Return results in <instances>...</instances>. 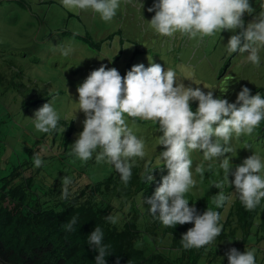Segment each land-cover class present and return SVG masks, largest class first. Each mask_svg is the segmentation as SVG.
<instances>
[{"label": "clouds", "instance_id": "9594fccd", "mask_svg": "<svg viewBox=\"0 0 264 264\" xmlns=\"http://www.w3.org/2000/svg\"><path fill=\"white\" fill-rule=\"evenodd\" d=\"M61 3L68 10L91 9L104 22H111L120 7V0H61ZM147 11L155 12L150 26L164 37L180 33L190 39L199 37L202 40L230 31L233 34L226 45L228 53H238V59L239 54H247L245 63L260 66L259 53L264 48V11L253 15L256 9L249 0H156ZM245 13L253 15L247 25L243 19ZM60 51L68 56L71 49L61 48ZM229 56L225 55L226 62ZM232 61L224 66L225 76ZM251 91L242 87L233 103V98L230 102L214 98L211 90L205 93L199 87L194 89L186 87L182 81L177 83L176 71L170 68L165 71L158 63L151 62L148 67L142 63L134 65L123 77L116 68L101 65L77 87L78 111L84 113L85 119L83 131L78 134L70 154L84 163L95 155L96 161L112 165L122 183L127 185L132 179L137 158L144 160L146 151L144 139L133 133L125 115L134 122L138 119L159 125L158 131L162 135L157 143L164 148L159 159L168 174L161 178L151 197L143 196V203L149 205L147 209L153 219L167 228L178 224L194 225L182 234L180 243L184 250L204 248L221 235L223 224L219 211L207 208L200 214L195 206H189L186 193L197 185L192 171V152H202L203 160L209 162L207 168L200 164L195 167L201 181L206 172L213 171V164L219 165L221 178L211 182V186L219 189L212 197L216 209L224 207L230 200L223 190L225 184L235 186L233 192L246 211H254L264 199V159L259 152L253 150L256 153L245 158L234 172L231 171L230 156H227L234 151L231 141L241 143L242 136H249L245 148L250 150L253 143L263 144L264 97L259 92L251 95ZM197 101L194 112L190 102ZM33 119L38 132L60 130V116L50 101L35 111ZM256 130V136L251 137ZM42 165L43 159L39 153L35 154L34 167ZM152 172L153 168L146 165L141 180L153 182ZM230 173L234 176L232 181L229 180ZM72 183L71 178H63L61 199L70 197ZM106 220L115 225L119 216L110 214ZM77 222L78 218L73 216L64 225L65 230L74 231ZM103 240L104 232L99 226L87 238L89 246L98 253L95 264H106L105 257L110 254V245L104 244ZM225 255L228 264H256L255 249L241 253L232 247Z\"/></svg>", "mask_w": 264, "mask_h": 264}, {"label": "rangeland", "instance_id": "374dc122", "mask_svg": "<svg viewBox=\"0 0 264 264\" xmlns=\"http://www.w3.org/2000/svg\"><path fill=\"white\" fill-rule=\"evenodd\" d=\"M2 1H4V8L1 9L0 5V49L6 51L4 52L6 59L15 72H22L24 78L39 83L38 85L50 86L48 93L55 95L50 102L58 112L60 121L75 122L77 131L73 134L68 148L70 152L78 134L83 131L85 119L84 113L78 111L77 87L84 82L91 71L98 69L101 65H105L108 69L116 68L123 77L134 65L142 63L148 67L151 62L158 63L165 71L169 68L176 71L177 83L182 81L186 87L191 86L194 89L199 87L205 93L211 90L214 98L227 99L229 102L233 98V103L242 87L246 86L250 90L264 87V68L245 63L244 55L239 56L238 59L236 57L238 53H228L226 45L232 32L217 33L215 36L204 37L202 40L199 37L190 39L187 35L180 33H176L173 37H164L156 33L150 26L155 12L147 11L156 0H120V7L111 22L102 21L100 15L91 9L68 10L62 6L61 0H28L33 5L32 11L22 10L17 0ZM52 1L55 4L47 5ZM249 2L256 9L253 15L264 11L261 7L264 5V0H249ZM18 8L21 10L18 11ZM70 13L78 16L69 17ZM38 15L45 18H39ZM253 15L245 13L243 19L250 18L249 21L247 20L249 23L253 20ZM66 29L79 36L90 31L95 41H102L114 32L120 31V33L112 39H105L100 49H92L79 39L74 40L72 37L62 35L61 31ZM61 48L71 49L69 55H62ZM139 49H145L148 52L135 54ZM260 52H264V48ZM225 55L233 56L227 59V62L233 60V63L226 76L225 70L223 71L227 63L224 60ZM240 60H243V63ZM32 86L30 85V88ZM25 91L29 92V90ZM23 96L16 91L0 93V171L2 175L7 174L13 164L28 159L36 146L46 149L38 152L41 157L47 155L48 151L57 149V146L53 147V138L43 141L48 133L38 132L34 127V113L44 103L25 109ZM125 119L133 133L145 141L144 161H152L154 166H162L159 152L156 155L148 153L149 148L160 152L164 150L163 146L157 143L158 137L162 135L158 131L159 125L138 119L134 122L127 115ZM256 134L257 130L251 137ZM248 137L242 136L241 143L231 141L234 151L227 156H230L233 172L245 158L256 153L245 148L248 143H245V140ZM252 150L259 152L264 159L263 145H256ZM190 155L193 160V176L197 180V185L190 189L193 193L200 184V177L195 173L196 165L200 164L207 168L209 162L203 160L202 152L196 151ZM75 160L80 161L78 158ZM68 161L71 165L73 159L69 158ZM80 163L85 165L75 163L72 166L77 170L81 166L86 167L83 171H79L82 173L79 182L84 184L102 181L110 173L109 168L112 166L104 161H96L95 155L92 160L86 163L80 161ZM65 169L68 168L65 166ZM205 175L207 177L203 183L211 186L212 181L221 178L219 165L213 164V171L206 172ZM229 180H234L231 173ZM211 187L216 190V194L219 192V189ZM231 188L235 191L234 185L225 184L223 189L225 194H228ZM157 242L161 243V250L167 253L170 247L169 240L165 238V241L161 242L157 238ZM236 243L241 245L239 241ZM227 247L225 245L221 248L223 253H220L215 261L210 263L207 258H204L201 264H228L225 255ZM235 248L241 251L240 246ZM260 248L263 250L261 254L263 256L264 243Z\"/></svg>", "mask_w": 264, "mask_h": 264}, {"label": "trees", "instance_id": "16d2710c", "mask_svg": "<svg viewBox=\"0 0 264 264\" xmlns=\"http://www.w3.org/2000/svg\"><path fill=\"white\" fill-rule=\"evenodd\" d=\"M16 2H19L22 10H33L28 0ZM52 4L55 2L47 3ZM0 5L3 9L4 2H0ZM74 15L70 13L68 16ZM247 20L250 18H244L245 25ZM118 33L120 31L105 39H112ZM61 34L74 40L79 39L92 49H100L105 40L95 41L90 31L79 36L66 29ZM4 52L0 49V93L16 91L24 95L25 109L53 100L52 96L55 95L48 93L49 85H38L24 78L22 72H15ZM146 52L148 50L139 49L135 54ZM259 54L261 62L257 68H264V52ZM249 65L252 66L250 62ZM30 85L33 86L30 88ZM257 92L264 97V87L253 89L251 95ZM190 104L195 112L198 101ZM261 125H264V121ZM58 128L59 131L50 132L43 138V141L53 138V147L57 146V149L41 157L43 165L40 168L34 167V155L46 149L36 146L28 159L13 164L7 174L2 175L0 171V264H95L98 253L89 246L87 238L97 226L104 232L103 243L111 248L110 254L105 257L106 264H201L204 258L211 263L223 253L221 248L225 245L240 246L241 253L246 251L245 248L255 249L256 264H264V255H261L263 250L260 248L264 243V199L254 211H246L231 189L225 194L230 200L224 207L216 209L212 203L216 190L200 180L193 193H186L189 206H195L200 214L207 208L219 211L223 231L212 244L204 248L184 250L180 243L182 234L194 225L178 224L174 228H167L153 219L147 209L149 205H144L142 199L143 196L151 197L161 178L168 174L164 165L154 166L152 161L145 162L137 158L132 169V179L127 185L122 183L120 175L115 168L112 169L113 166L102 181L80 183L82 173L79 171L86 167L81 166L78 170L74 168L72 164L81 163L68 151L73 134L77 131L75 122L59 121ZM256 145L253 143L250 146L251 151ZM157 152L160 153L148 149L149 154L156 155ZM69 158L73 159L71 165L68 164ZM146 165L153 168L151 174L155 179L151 183H145L140 178ZM64 177L73 181L69 186L71 195L66 200L61 199ZM110 214L119 216L117 224L113 225L106 220ZM73 216L78 218V222L74 231L69 232L64 225ZM157 238L161 242L165 238L169 240L167 253L161 250ZM238 241L241 245L235 244ZM228 248L231 247H227L225 252Z\"/></svg>", "mask_w": 264, "mask_h": 264}, {"label": "flooded vegetation", "instance_id": "af4514ba", "mask_svg": "<svg viewBox=\"0 0 264 264\" xmlns=\"http://www.w3.org/2000/svg\"><path fill=\"white\" fill-rule=\"evenodd\" d=\"M230 57V56H229Z\"/></svg>", "mask_w": 264, "mask_h": 264}, {"label": "water", "instance_id": "95a60500", "mask_svg": "<svg viewBox=\"0 0 264 264\" xmlns=\"http://www.w3.org/2000/svg\"><path fill=\"white\" fill-rule=\"evenodd\" d=\"M227 70V69H226Z\"/></svg>", "mask_w": 264, "mask_h": 264}]
</instances>
